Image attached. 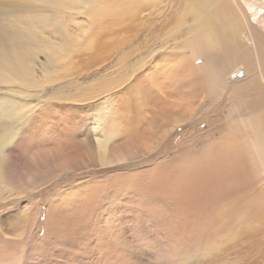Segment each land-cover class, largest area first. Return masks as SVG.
<instances>
[{
	"label": "rangeland",
	"instance_id": "374dc122",
	"mask_svg": "<svg viewBox=\"0 0 264 264\" xmlns=\"http://www.w3.org/2000/svg\"><path fill=\"white\" fill-rule=\"evenodd\" d=\"M155 1L137 0L145 2L144 12L158 10L161 5ZM94 4L96 0H0V44H10L15 50L13 42L19 40L23 48L28 34L34 35L33 62L22 65L18 54L9 52L12 79L0 83L4 106L14 105L19 111L17 121L24 123L23 129L18 126L22 133L4 151L9 162L0 180V264H264V191H258L256 212L244 210L246 219L232 217L219 223L208 213L197 224L193 198L178 195L173 188V172L179 170L176 162L181 158L189 166L187 160L198 158L203 143L217 135V128L213 129L220 127L218 117L209 112L213 92H208L203 110L176 123L154 149L143 152L136 147L134 155L106 151L105 158L96 149L98 142L121 147L153 143L160 131L149 138L145 128L165 120L156 114V94L159 99V90L164 89L174 95L173 85L159 87L158 72L152 71L149 82L143 77L147 70L129 66L133 60L156 65V58L151 57L163 54H150L151 48L157 49L165 37L170 42L180 40L191 31H186L185 24L178 28L181 31L167 35L166 28L157 29L169 14L180 15L181 10L166 11L158 19V11L149 18L135 11L128 12L127 20L115 18L123 24L113 29L123 27L125 33L121 40L112 41L110 28L93 21ZM43 20H47L45 25ZM183 21L190 23L183 17L171 27ZM139 22L146 24L141 27ZM129 39L133 41L127 48H121L119 44ZM37 41L43 50L38 49ZM116 45L118 53L108 57V50ZM132 47L139 50L116 63L119 53H128ZM0 53V57L8 55ZM139 57L141 61L136 60ZM201 62L199 57L193 59L196 67ZM29 65L35 72L31 85ZM112 70H122L121 77L126 78L134 71L128 81L136 87L125 83L119 87L123 90L112 89L111 93L120 96L121 91L138 89L133 96L136 101L130 98L124 103L127 108L121 120L125 128L140 127L147 134L141 136L144 140L133 132L127 138L111 132L112 121L104 118L105 107L111 103L105 93L96 92L95 82L115 80ZM244 76L248 75L242 73V79ZM232 77L230 85L239 88L240 98L249 102V93ZM225 95L219 101L227 102L224 109L228 108L230 120L251 111L250 104L233 106ZM165 107L172 108L167 103ZM214 179L208 174L204 181L211 184ZM220 206L217 213L224 219L229 203ZM184 223L193 225L190 231L181 227Z\"/></svg>",
	"mask_w": 264,
	"mask_h": 264
},
{
	"label": "bare ground",
	"instance_id": "6f19581e",
	"mask_svg": "<svg viewBox=\"0 0 264 264\" xmlns=\"http://www.w3.org/2000/svg\"><path fill=\"white\" fill-rule=\"evenodd\" d=\"M143 3H138L137 0H96V4H94L96 17L93 21L103 24L107 29L110 28L108 29L110 40L119 41L123 38L125 30L123 27L113 29L118 23L123 24L115 21V18L127 20L129 18L128 12L134 14L135 11L137 14L142 12L149 18L155 11H158L159 13L155 14L158 19L166 11L176 13L181 10L180 15L169 14L167 20L160 24L157 29L166 28L165 35H167L172 30L181 31L178 28H182L185 24L186 31H191V34L171 42L165 37L157 49L151 48L150 54H163L151 57L152 60L156 58V65L149 66L148 62H142L139 57L136 60H140V64H136L133 60V64L129 66L131 70H139L140 68L147 70L143 74L146 80L152 76V71L158 72V86L164 88L172 83L174 95H171L169 90L164 89L159 90V99L156 94V105L159 104V106L157 105L158 113L156 111L155 113L157 115L162 114L161 117L165 120L152 127H144L149 138L152 133L160 131V134L155 136L153 143L150 142V145L139 143L121 147L114 143L105 142L102 144L98 142L96 149L104 158L106 155L103 154L106 151L121 153L122 155L129 152V154L134 155L136 147H138L137 149L140 147L143 152L151 148L154 149L157 140L165 138L169 129L173 128L176 123L188 121L197 111L203 110L207 104L208 92H213L214 97L210 101V105L213 107L209 112L218 117L217 122L220 123H218L220 127H213V130L217 128V135H212L203 143L198 158L191 162L187 160L189 166L185 165L180 157V159L178 158L179 161L176 162V165L179 170L173 172L175 174L173 188L178 195L185 197L187 194L193 198L192 202L196 208L193 218L197 224H200L199 221L208 213H213L215 221L219 223L227 222L232 217L246 219L247 214L244 213V210L256 212L260 206L257 197L258 191H264V0H172L171 2L156 0L155 3L161 6L158 10L154 8L150 12H144L146 8L142 5ZM183 17L190 21L188 25L186 21H183L171 27ZM43 21H45V25L47 20ZM50 22L52 24L51 20ZM139 23H141V27L146 24ZM120 30L122 33L118 35ZM0 36H3L1 32ZM33 37V34H28L27 45L23 48L19 47L20 41L15 40L13 42L15 50L10 44H0V52L3 54L7 52L8 54L6 58L0 57V83L8 84L12 79V55L9 52L18 54L19 62L22 65L33 62L34 58L31 56ZM42 37L46 39L44 33ZM62 37L60 36V38ZM132 41L133 39L124 40L119 45L121 48H127L126 44H130ZM144 41L147 39L144 38ZM36 43L39 50L44 49L40 41ZM113 43L110 42V44ZM137 43L139 44V42ZM142 45L143 43L139 47ZM117 47L118 45L108 50V57H115L118 53ZM136 49L139 50L138 47H132L128 53L125 51L124 54L119 53L116 63H120L127 54ZM195 57L202 60L200 67L194 65L193 59ZM132 72L134 71H131L133 76ZM27 73L28 85H31L30 77L35 72L31 70L30 65L27 68ZM123 73L122 70L120 73L112 70L110 75L116 79L108 80V82H95L96 92L105 93L107 101L111 103L110 107H105L107 112H103L104 118L107 116L112 121L111 132L123 135L124 138L131 134L133 137V133H135L136 138H142L141 136L147 134L144 131L140 132V127L136 125L134 129L125 128L121 120L127 108L124 107V103L130 102V98L136 101L133 96L138 90L132 87H136L135 83L132 84L128 81L132 76L130 75V78L121 77ZM242 73L248 76H244L242 79ZM232 76L242 83V90L249 93L246 95L251 97L249 102L240 98L237 93L239 88L235 90L230 85L233 83ZM98 81H100L99 77ZM125 83L132 84V88L121 91L119 97L113 96L111 90L117 89ZM119 89L121 90L122 87ZM224 93L227 95H225L226 100L232 102L233 106L250 104L251 111L246 115L236 116L230 120L227 114L228 108L224 109L227 102L219 101ZM92 94L94 93H91V96ZM4 103L0 97V180L4 178L2 176L5 175L4 167L9 162V159L4 157L6 146L19 133H22L18 126L22 125L23 129L24 125V123L17 121L20 120L16 117L19 113L17 108L12 104L5 107ZM166 103L172 108L167 109ZM214 107L216 109L212 111ZM117 145L121 148L119 149ZM208 174L215 178L211 184H206L204 181ZM243 198H247L246 202H242ZM223 202L229 203V212L225 218L234 214L228 219L219 218L217 213ZM251 221L254 222V218H251ZM192 226L184 223L181 227L187 232Z\"/></svg>",
	"mask_w": 264,
	"mask_h": 264
}]
</instances>
